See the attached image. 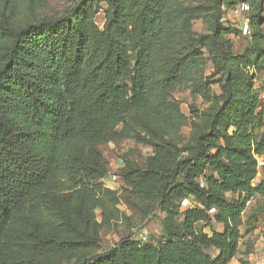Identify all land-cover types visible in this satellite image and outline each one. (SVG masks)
I'll return each instance as SVG.
<instances>
[{
	"label": "trees",
	"instance_id": "trees-1",
	"mask_svg": "<svg viewBox=\"0 0 264 264\" xmlns=\"http://www.w3.org/2000/svg\"><path fill=\"white\" fill-rule=\"evenodd\" d=\"M88 1L23 24L24 0H0V264H55L96 246L85 230L109 171L100 144L131 113L162 123L167 109L152 97L184 84L207 37L218 48L226 94L189 155L173 159L153 142L144 167L124 157L117 171L167 213L164 239L126 237L72 264H229L237 221L264 193V178L253 184L264 154L261 92L245 75L250 88L239 98L217 13L211 32L180 50L175 0H99L108 6L103 29L89 25ZM250 4L261 9L262 2ZM183 199L193 204L181 212Z\"/></svg>",
	"mask_w": 264,
	"mask_h": 264
},
{
	"label": "rangeland",
	"instance_id": "rangeland-1",
	"mask_svg": "<svg viewBox=\"0 0 264 264\" xmlns=\"http://www.w3.org/2000/svg\"><path fill=\"white\" fill-rule=\"evenodd\" d=\"M77 1L24 0L22 23L39 22L43 18L61 15L73 8ZM250 1L227 0L219 3L217 11V0H175L174 9L181 16V33L175 48L187 50L191 47L192 38L210 33L217 13L225 27L223 35L230 47L229 59L239 98H245L250 88L242 81L245 75L252 81V90H259L263 98L264 0H258L262 2L261 9L253 7ZM107 8L105 2L89 0V25L103 29ZM197 49L200 53L198 63L184 84L176 90L159 92L152 97L154 103H160L167 109L162 123H145L139 115L131 113L125 123L117 127L119 134L109 142L100 144L109 171L101 180L103 188L95 203L94 219L85 230L90 239L96 241V246L57 258L55 264H72L82 257L102 252L126 237L141 241L144 232L147 233V240L158 242L164 239L167 213L158 206L153 207L152 202L143 197L142 186H133L121 176L115 182L111 180L113 174H117L118 167L125 163L124 157L129 164L144 167L149 155L154 152L153 142L168 149L171 158L184 159L189 155V147L197 135L207 128L210 115L226 94L225 73L218 68L219 51L209 37L199 43ZM259 111L258 107L254 113ZM236 127L232 125L231 130ZM257 158L259 169L254 185L264 178V154ZM228 197L235 199L237 195L228 193ZM191 204L189 199L188 205ZM186 207L182 206L180 211L183 212ZM237 227L240 231L238 248L229 264H264V193H256L247 202ZM217 228L221 230L222 226L219 224ZM205 231L209 232V228L205 227ZM207 251L213 257L218 255L216 249Z\"/></svg>",
	"mask_w": 264,
	"mask_h": 264
},
{
	"label": "built area",
	"instance_id": "built-area-1",
	"mask_svg": "<svg viewBox=\"0 0 264 264\" xmlns=\"http://www.w3.org/2000/svg\"><path fill=\"white\" fill-rule=\"evenodd\" d=\"M262 104L264 106V96L262 98ZM117 178H119V175L118 174H113L111 181L112 182H115L117 180ZM188 204H189V200L188 199H183L182 206H188ZM213 211H214V209H211L210 210V212H213ZM146 234H147L146 232H144V233L141 234V239L143 241L147 240V235Z\"/></svg>",
	"mask_w": 264,
	"mask_h": 264
}]
</instances>
